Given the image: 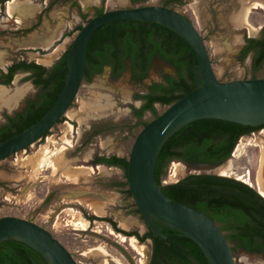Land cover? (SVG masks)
<instances>
[{"label":"rangeland","instance_id":"1","mask_svg":"<svg viewBox=\"0 0 264 264\" xmlns=\"http://www.w3.org/2000/svg\"><path fill=\"white\" fill-rule=\"evenodd\" d=\"M18 3L22 9L16 15L8 13V3H0V67H4L0 70L4 71L14 60L42 64L39 56L58 48L54 63L72 44L78 33L76 27L94 16V7L107 11L162 6L164 1L147 0L141 4L131 0H100L85 5V0H18ZM259 3L264 4V0H183L182 4L173 5L201 33L220 81L251 79L254 75L253 54L241 61L239 53L245 37L258 38L264 27V9ZM79 13L87 15V20L83 21ZM163 74L175 75V70L156 59L143 81L133 80L130 69L119 79H112L110 68L105 67L91 82H85L78 102L62 125L29 154L0 165V217L17 216L46 228L78 264H150V240L140 243L134 237L127 239L106 222H90L84 215H101L91 207L100 197L103 215L112 218L119 227L123 228L122 218L130 217L135 224L123 229L139 234L146 231L136 214L127 215L134 210V199L125 198L115 191L117 188L109 189L115 181H124V173L95 165L93 159L101 155L129 157L142 129L135 125L132 113L133 107L142 104L135 96L146 93L152 83L162 82ZM27 75L18 73L10 86L3 85L8 94L18 87L30 89L12 108L0 100V123L4 122V113L20 110L24 101L36 94L32 83L26 81ZM257 75L264 78V67ZM155 107L160 114L167 106L156 104ZM152 119L150 113L145 114L144 121ZM99 123L118 125L120 129L99 135L82 146L92 125ZM263 155L264 130H261L241 137L230 158L220 166L171 161L165 168L162 184L176 183L195 174H214L242 182L245 174L250 173L251 186H248L264 196L256 181ZM231 246L235 264H264V255L243 253L235 242Z\"/></svg>","mask_w":264,"mask_h":264},{"label":"trees","instance_id":"2","mask_svg":"<svg viewBox=\"0 0 264 264\" xmlns=\"http://www.w3.org/2000/svg\"><path fill=\"white\" fill-rule=\"evenodd\" d=\"M146 1L132 0L134 3ZM163 1L162 6L172 9L179 2ZM4 2L5 0L0 1ZM93 10L95 15L104 12L98 7ZM79 15L83 21L87 20V15ZM82 27L83 25H78L75 31H80ZM244 41L239 59L242 61L252 53V79L260 78L257 74L264 67V27L258 38L245 37ZM70 46L49 67L22 59L14 60L7 71L0 72V85L10 86L18 73H28L26 81H30L36 89L34 97L27 98L20 110L11 114L4 113V122L0 123V143L35 124L54 105L65 84ZM156 59L169 64L175 70V75L163 74L162 82L152 83L146 93L135 96L142 104L140 107H133L132 113L136 119L135 125L143 128L149 122L144 121L146 113H150L153 119L158 117L156 104L168 107L194 89L192 66L197 63V58L183 39L153 23L117 21L106 24L90 38L83 83L91 82L106 66L110 68L112 79H119L130 69L133 80L143 81L148 77ZM64 120L65 117L59 123ZM261 128L217 119H202L186 125L166 141L159 153L155 168L157 184L164 186L162 177L165 168L173 160L187 164H223L230 158L242 136ZM116 129H120V126L94 124L87 132L82 146L88 145L93 138ZM48 134L49 132L46 136ZM94 162L120 168L124 173V181H115L111 187L122 189L117 192L127 199H133L127 183L128 157L99 156ZM248 185L230 177L195 174L168 186L164 194L208 216L224 232L228 242L236 240L237 246L258 250L264 246V207L256 200L260 198L257 191ZM133 206L134 210L127 215L140 216L135 201ZM84 216L90 222H106L116 233L134 236L140 243L150 239V264H208L199 247L176 231L163 229L162 233L166 236V240H163L155 237L149 229L142 235L137 231H125L110 217ZM32 260L37 264H46L36 251L21 242L0 243V264H32Z\"/></svg>","mask_w":264,"mask_h":264},{"label":"water","instance_id":"3","mask_svg":"<svg viewBox=\"0 0 264 264\" xmlns=\"http://www.w3.org/2000/svg\"><path fill=\"white\" fill-rule=\"evenodd\" d=\"M117 21L163 26L183 39L197 58V63L192 66L194 89L149 121L137 134L130 150L127 183L139 213L155 237L166 240L162 229L176 231L199 247L208 264H235L224 232L205 214L166 196L165 189L175 183L159 186L155 168L166 141L194 121L217 119L263 127L264 78L220 81L201 33L175 9L141 5L107 10L91 17L70 46L67 76L56 102L35 124L0 143V165L29 154L69 118L82 94L90 38L100 27ZM63 117L65 120L59 123ZM258 195L260 198L256 200L264 207V197ZM6 241L25 244L36 251L46 264H78L49 230L21 217H0V243ZM32 264L37 263L32 260Z\"/></svg>","mask_w":264,"mask_h":264},{"label":"bare ground","instance_id":"4","mask_svg":"<svg viewBox=\"0 0 264 264\" xmlns=\"http://www.w3.org/2000/svg\"><path fill=\"white\" fill-rule=\"evenodd\" d=\"M95 1H98V0H85V5H88L89 3H92V2H95ZM110 1H112V2H120V1H123V0H110ZM258 5H259V7H261V8L264 9V4L259 3ZM21 9L22 8H20V4L18 3V0H10L8 2L7 11H8V13L10 15H16V14L21 13L20 12ZM57 52H58V48H56L55 50H53L48 55L41 56L42 57L41 58V61H45L46 62V61H48L49 57H51V58L52 57H56L57 56ZM10 99H11V96L7 93V90H5L2 87H0V100L3 101V102H5V103H7ZM16 99L17 98H15V100ZM242 144H243L242 142L239 143V145L237 147V150L240 149V147L242 146ZM245 175H246V179L243 180V182H245V183H247V184L250 185V181L249 180H251V174L250 173H246ZM256 181H257V185H258V187L260 189V192L262 194H264V155L262 157V161H261L260 168L258 170V177H257V180ZM261 196H263V195H261ZM101 200H102V198H100V197L97 198V200H94V202L92 203V206H91L96 211L97 214H101V215H98V216H102L104 214V212H105L104 209H103V207L100 206V201ZM121 224H122L123 228L128 229L129 227H131V226H133L135 224V221L132 218H130V217H126V218H122ZM123 237H125V236H123Z\"/></svg>","mask_w":264,"mask_h":264},{"label":"flooded vegetation","instance_id":"5","mask_svg":"<svg viewBox=\"0 0 264 264\" xmlns=\"http://www.w3.org/2000/svg\"><path fill=\"white\" fill-rule=\"evenodd\" d=\"M0 1H2V0H0ZM8 0H5V2L4 3H6ZM132 1V0H131ZM182 1L183 0H179V2L177 3V4H175V5H180V4H182ZM134 3V2H133ZM145 3V2H144ZM1 4H3V3H1ZM142 4V3H141ZM3 6V5H2ZM94 15H95V11H94ZM185 16V15H184ZM185 17H187V16H185ZM188 18V17H187ZM189 19V18H188ZM190 20V19H189ZM191 21V20H190ZM13 62V61H12ZM162 62V61H161ZM164 63V62H163ZM12 64V63H11ZM10 64V65H11ZM54 64V63H53ZM166 64V63H165ZM167 65H169V64H167ZM51 66V65H50ZM170 66V65H169ZM47 67H49V66H47ZM106 67H108V66H106ZM171 67V66H170ZM1 71H4V70H0V72ZM6 71H7V68H6ZM58 125V124H57ZM261 130H264V127H262L260 130H258V131H261ZM253 133H255V132H253ZM244 136H247V135H244ZM46 137V135L43 137V138H45ZM243 137V136H242ZM42 138V139H43ZM101 156H104V157H111V156H113V155H111V156H105V155H101ZM118 156V155H117ZM96 157H99V156H95V158ZM120 157H122V156H120ZM95 158L93 159V163H95L94 162V160H95ZM95 165H103V166H105V167H113V168H115V169H119V170H121L120 168H118V167H115V166H107V165H104V164H96L95 163ZM189 165H192V166H211V167H217V166H220V165H222V164H220V165H215V164H189ZM122 171V170H121ZM123 172V171H122ZM114 188H117V187H110L109 189H114ZM117 189H120V188H117ZM117 189L115 190V191H117ZM93 215H95V214H93ZM95 216H97V215H95ZM138 217H139V219L141 220V215L139 216V215H137ZM98 217H106L105 215L104 216H98ZM143 219V218H142ZM89 221V220H88ZM143 223H144V225H145V222H144V220H141ZM94 222V221H93ZM99 222V221H98ZM116 222V221H115ZM108 224V223H107ZM118 224V223H117ZM159 225H160V223H158ZM145 227H146V231L144 232V233H146L147 232V230L149 229L146 225H145ZM121 228V227H120ZM122 229V228H121ZM123 230H125V229H123ZM163 230V229H162ZM125 231H127V230H125ZM138 232V231H137ZM143 233V234H144ZM117 234H119V233H117ZM226 234V233H225ZM140 235H142V234H140ZM123 236H125V235H123ZM127 237V236H126ZM134 237V236H133ZM128 238H131V237H128ZM135 239H137L136 237H134ZM148 240H150V239H148ZM147 241V240H146ZM151 241V240H150ZM152 242V241H151ZM231 242H235V244L236 245H238V242L236 241V240H231V241H229V244H230V248H231V250H232V246H231ZM262 246V245H261ZM238 247V249L240 250V251H242L243 253H247V254H253V255H264V246L261 248V249H258V250H250L249 248H245V247H243V246H237Z\"/></svg>","mask_w":264,"mask_h":264},{"label":"crops","instance_id":"6","mask_svg":"<svg viewBox=\"0 0 264 264\" xmlns=\"http://www.w3.org/2000/svg\"><path fill=\"white\" fill-rule=\"evenodd\" d=\"M99 1L100 0H98V1H95V2H92V3H90V4H97V3H99ZM41 56H39V59L41 60ZM55 57H49V59H48V61H42L43 63L42 64H44V65H47V66H50V65H52L53 63H52V60L54 59ZM52 63V64H51ZM0 68H2V69H4V67H0ZM0 87H2L3 89H5V90H7L6 89V87L5 86H3V85H0ZM29 87H18L17 89H15V91H13L12 93H9V95L11 96V99L7 102V103H5L4 105L5 106H7L8 108H12V107H14L18 102H19V100H21L22 99V97L29 91ZM15 98H17L16 100H15ZM15 100V101H14ZM99 167H101V166H99ZM92 205V204H91ZM105 211V210H104Z\"/></svg>","mask_w":264,"mask_h":264}]
</instances>
